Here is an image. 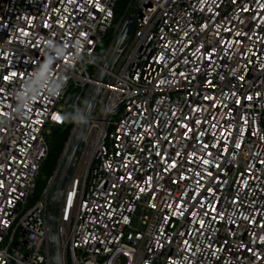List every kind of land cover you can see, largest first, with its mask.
<instances>
[{
    "label": "built area",
    "instance_id": "2783aa9c",
    "mask_svg": "<svg viewBox=\"0 0 264 264\" xmlns=\"http://www.w3.org/2000/svg\"><path fill=\"white\" fill-rule=\"evenodd\" d=\"M116 3L0 0V264H50L51 179L31 201L51 128L73 124L64 154L121 27ZM59 235L63 264H264V0H150L100 92Z\"/></svg>",
    "mask_w": 264,
    "mask_h": 264
},
{
    "label": "water",
    "instance_id": "95a60500",
    "mask_svg": "<svg viewBox=\"0 0 264 264\" xmlns=\"http://www.w3.org/2000/svg\"><path fill=\"white\" fill-rule=\"evenodd\" d=\"M149 5L150 0H133L119 31L112 40L100 63V68L93 77L92 84L88 87L80 120L50 180L51 184L46 216V241L50 264H63L59 226L61 223L64 196L84 148V142L91 125V120L96 113L100 92L105 82H107L110 72L114 71L117 61L132 39L143 9Z\"/></svg>",
    "mask_w": 264,
    "mask_h": 264
},
{
    "label": "trees",
    "instance_id": "16d2710c",
    "mask_svg": "<svg viewBox=\"0 0 264 264\" xmlns=\"http://www.w3.org/2000/svg\"><path fill=\"white\" fill-rule=\"evenodd\" d=\"M132 0H117L115 7V19L114 26L120 22L123 18H125L128 9L130 8V4ZM114 36V27L107 33L104 37L102 43L99 45L96 54L94 56V62L100 63L101 58L105 55L108 50ZM89 70L92 74L96 72V67L91 66ZM73 124L69 123L64 126H53L52 131V139L49 141V152L48 156L42 166L40 176L37 181V186L35 190L34 200L38 199L45 188L47 187L49 180L53 176L54 172L57 169L59 160L61 155L63 154L65 145L70 136V132ZM49 140V139H48Z\"/></svg>",
    "mask_w": 264,
    "mask_h": 264
},
{
    "label": "rangeland",
    "instance_id": "374dc122",
    "mask_svg": "<svg viewBox=\"0 0 264 264\" xmlns=\"http://www.w3.org/2000/svg\"><path fill=\"white\" fill-rule=\"evenodd\" d=\"M132 2H133V0H132ZM132 4V3H131ZM131 4H130V6H131ZM95 67V66H94ZM90 71V70H89ZM52 129V128H51ZM48 139H49V141L52 139V131L50 132V134L48 135ZM35 200L33 199L32 201H31V204L34 202ZM124 262V261H123Z\"/></svg>",
    "mask_w": 264,
    "mask_h": 264
}]
</instances>
